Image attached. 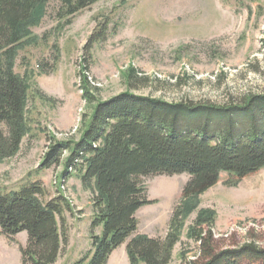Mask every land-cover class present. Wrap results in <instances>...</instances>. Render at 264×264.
<instances>
[{"label": "rangeland", "instance_id": "374dc122", "mask_svg": "<svg viewBox=\"0 0 264 264\" xmlns=\"http://www.w3.org/2000/svg\"><path fill=\"white\" fill-rule=\"evenodd\" d=\"M61 7L62 0L49 1L43 20L32 27L37 43L19 50L16 58L15 71L32 82L30 134L16 155L0 162V190L40 181L44 200L61 193L69 204L62 226L67 241L55 264H74L91 249V192L75 170L59 179L68 151L59 165H40L49 139L79 138L80 120L89 110L79 71L88 67L87 79L101 99L127 89L122 72L132 65L150 78L146 87L134 90L138 94L219 106L236 103L264 90V0H98L76 13L69 25L57 16ZM105 22V39L86 49L89 36ZM188 180L187 173L140 177L152 202L137 210L135 234L164 238ZM236 180L220 172L199 196L169 264H187L198 255L199 243L186 232L202 208L215 212L211 230L219 248L246 242L264 247V168ZM26 243L25 232L12 238L0 234V264H22L19 246ZM106 264H129L124 245L111 252Z\"/></svg>", "mask_w": 264, "mask_h": 264}, {"label": "trees", "instance_id": "16d2710c", "mask_svg": "<svg viewBox=\"0 0 264 264\" xmlns=\"http://www.w3.org/2000/svg\"><path fill=\"white\" fill-rule=\"evenodd\" d=\"M49 1L0 0V162L16 155L30 134L32 82L15 71V61L19 50L37 43L32 27L43 20ZM97 1L62 0L57 16L69 25L76 13ZM106 32L105 22L89 36L86 49L105 39ZM87 70L84 65L79 71V89L89 108L80 120L79 138L49 139L40 165H59L68 151L59 179L75 170L91 192V249L74 264H106L122 244L129 264H169L185 220L220 172L239 180L264 168V90L226 106L167 101L134 92L150 78L131 65L122 72L127 89L101 99ZM179 173H187L189 180L164 238L135 234L137 210L152 202L140 177ZM45 193L40 181L0 190V234H27L26 245L19 246L22 264H55L67 241L62 226L68 201L61 193L44 200ZM214 221L213 209L197 211L186 235L199 243L198 255L187 264H264V247L255 242L219 248L211 230Z\"/></svg>", "mask_w": 264, "mask_h": 264}, {"label": "crops", "instance_id": "0c3cea01", "mask_svg": "<svg viewBox=\"0 0 264 264\" xmlns=\"http://www.w3.org/2000/svg\"><path fill=\"white\" fill-rule=\"evenodd\" d=\"M122 245H124V247H125V244H122ZM126 251V250H125ZM127 255V254H126Z\"/></svg>", "mask_w": 264, "mask_h": 264}, {"label": "built area", "instance_id": "2783aa9c", "mask_svg": "<svg viewBox=\"0 0 264 264\" xmlns=\"http://www.w3.org/2000/svg\"><path fill=\"white\" fill-rule=\"evenodd\" d=\"M56 182V181H55Z\"/></svg>", "mask_w": 264, "mask_h": 264}]
</instances>
